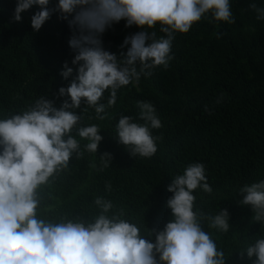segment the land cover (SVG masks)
I'll list each match as a JSON object with an SVG mask.
<instances>
[{
    "label": "trees",
    "instance_id": "16d2710c",
    "mask_svg": "<svg viewBox=\"0 0 264 264\" xmlns=\"http://www.w3.org/2000/svg\"><path fill=\"white\" fill-rule=\"evenodd\" d=\"M55 3L50 0L48 7ZM249 3L264 7V0H229L233 23L207 13L187 32L174 33L168 66L145 70L138 81L117 89L114 104L100 114L103 119L81 102L75 110L81 116L78 126L96 125L102 139L96 153L89 152L88 141L73 129L81 155L73 154L67 168L38 189L39 218L90 219L99 211L94 200L101 197L113 205L109 214L123 213L141 235L162 230L171 218L167 186L187 165L199 162L211 189L192 193L193 210L205 217L202 229L223 251L225 264H252L255 257L238 252L264 238V222L252 218L250 206L238 203V192L264 179V19H256ZM14 7L15 0H0V118L27 110L42 96L59 108L67 96L59 97L58 89L72 79L60 76L62 64L74 67L67 22L53 12L33 32L29 20L35 6L19 22L13 20ZM141 30L125 27L124 20L114 23L101 35L102 47L121 58L124 38ZM144 30L153 39L165 36L159 24ZM108 96L105 90L98 103L107 105ZM138 101L150 103L161 124L151 129L158 139L149 158L131 156L115 139L121 116L142 123ZM104 153L110 161L101 159ZM220 209L229 216L223 232L210 228L206 219ZM144 238L154 241V234Z\"/></svg>",
    "mask_w": 264,
    "mask_h": 264
},
{
    "label": "clouds",
    "instance_id": "9594fccd",
    "mask_svg": "<svg viewBox=\"0 0 264 264\" xmlns=\"http://www.w3.org/2000/svg\"><path fill=\"white\" fill-rule=\"evenodd\" d=\"M49 3L15 0L13 20L19 22L35 6L29 20L33 32L53 12L66 21L72 32L68 46L74 52V67L66 61L59 74L72 79L58 89L59 97L67 96L59 108L42 96L27 110L0 118V264H225L223 251L201 227L205 217L193 210V191L198 187L211 191L199 162L187 165L167 186L171 196L165 206L171 218L162 230L146 234H154V241L145 239L135 224L122 218L123 213L109 214L113 205L101 197L95 198L99 211L90 219L45 220L37 209L38 189L66 169L73 154L81 155L73 129L88 141L84 147L89 152L96 153L102 139L96 125L78 126L81 116L75 110L81 102L103 119L100 114L114 104L117 89L138 81L145 70L168 66L174 33L187 32L207 13L216 21L233 23L229 0H56L51 9ZM248 7L255 10L257 20L264 19V7L255 3ZM121 20L125 27L142 30L124 38L121 48L127 46L126 52L118 58L102 47L100 37ZM156 24L165 33L159 39L144 30ZM105 90L107 105L98 103ZM137 107L142 123L121 116L115 139L131 156L149 158L158 139L151 129L161 124L150 103L138 101ZM100 157L111 160L108 153ZM238 195L239 204L251 207L252 218L264 222V179L244 185ZM206 219L210 228L222 232L229 228L225 209ZM238 253L255 257L252 264H264V238Z\"/></svg>",
    "mask_w": 264,
    "mask_h": 264
}]
</instances>
